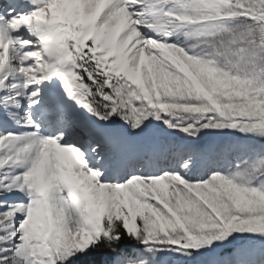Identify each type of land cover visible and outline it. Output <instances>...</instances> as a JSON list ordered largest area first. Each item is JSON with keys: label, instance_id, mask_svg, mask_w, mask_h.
<instances>
[{"label": "snow or ice", "instance_id": "snow-or-ice-1", "mask_svg": "<svg viewBox=\"0 0 264 264\" xmlns=\"http://www.w3.org/2000/svg\"><path fill=\"white\" fill-rule=\"evenodd\" d=\"M0 264H264V0H0Z\"/></svg>", "mask_w": 264, "mask_h": 264}]
</instances>
